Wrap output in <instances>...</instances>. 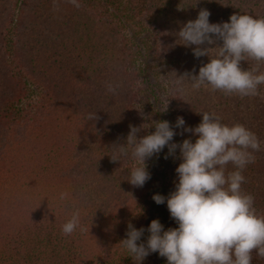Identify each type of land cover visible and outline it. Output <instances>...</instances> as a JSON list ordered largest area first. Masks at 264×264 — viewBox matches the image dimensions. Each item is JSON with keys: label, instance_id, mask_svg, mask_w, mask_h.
Here are the masks:
<instances>
[{"label": "trees", "instance_id": "16d2710c", "mask_svg": "<svg viewBox=\"0 0 264 264\" xmlns=\"http://www.w3.org/2000/svg\"><path fill=\"white\" fill-rule=\"evenodd\" d=\"M55 2L0 0V264H136L122 243L129 223L145 229L138 244H146L154 219L165 230L178 227L167 201L158 205L153 196L175 190L179 149L165 159V147L148 159L151 178L134 187L127 178L136 162L111 160L130 125H144L142 137L155 131L154 122L175 127L182 116L194 128L200 113L214 112L229 126L250 129L260 150L242 170V191L264 216V85L259 95L241 97L210 86L194 90L187 78L178 83L210 62L179 40L184 24L202 9L210 23L230 22L234 14L264 18V0H79L80 8ZM240 66L264 73V61ZM107 83L118 85L115 94ZM175 131L174 143L198 138ZM77 211L84 230L63 235ZM252 256V264H264ZM142 264L167 259L156 252Z\"/></svg>", "mask_w": 264, "mask_h": 264}, {"label": "clouds", "instance_id": "9594fccd", "mask_svg": "<svg viewBox=\"0 0 264 264\" xmlns=\"http://www.w3.org/2000/svg\"><path fill=\"white\" fill-rule=\"evenodd\" d=\"M80 8L79 0H67ZM54 7H57L54 0ZM211 13L199 11L195 20H190L178 32L183 45L193 48L196 58L210 57V62L199 69L198 75L179 77L199 90L210 86L225 95L241 97L259 95L258 88L264 85V73L254 74L241 68V61L249 59L264 61V18L252 15H232L230 22L210 23ZM222 45L202 47L203 45ZM218 49L215 55L213 50ZM117 86L107 83L106 88L115 94ZM168 104L162 112H166ZM202 121L194 128L185 127L184 118L178 117L173 127L169 121L154 122V132L138 136L144 125H130L125 143L114 145L111 160L122 162L131 158L136 162L128 175L134 187H143L151 178L146 161L158 156L165 147L168 155L175 156L179 149L182 162L176 168L178 182L168 197L153 196L159 205L167 201V208L178 224L177 228L164 229L159 219L151 221L147 228L150 235L145 243H137L145 229L128 225L127 238L122 241L130 257L138 264L151 253L158 252L167 259V264H252L255 252L264 258V216L254 207L255 198L242 191L245 177L242 170L255 162L253 152L260 150L257 135L242 124L229 126L214 112H203ZM88 119H98L90 113ZM182 129L198 138L193 142L185 139L174 143L175 129ZM251 150V151H250ZM231 164L236 169L228 172ZM66 193H61L64 199ZM77 229L84 230L79 212L62 225V234L70 236Z\"/></svg>", "mask_w": 264, "mask_h": 264}, {"label": "rangeland", "instance_id": "374dc122", "mask_svg": "<svg viewBox=\"0 0 264 264\" xmlns=\"http://www.w3.org/2000/svg\"><path fill=\"white\" fill-rule=\"evenodd\" d=\"M78 15H79V17H80L82 20H84V21H86V22H89V23H92L91 19L89 18V15L86 14L85 11H80V12L78 13ZM90 31H91L95 36H97V32L95 31V29H94L93 27L90 28ZM152 62H153V61H152Z\"/></svg>", "mask_w": 264, "mask_h": 264}]
</instances>
